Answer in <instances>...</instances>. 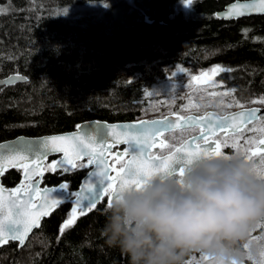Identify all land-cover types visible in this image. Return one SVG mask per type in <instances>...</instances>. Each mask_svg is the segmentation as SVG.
Returning <instances> with one entry per match:
<instances>
[{"label": "trees", "instance_id": "trees-1", "mask_svg": "<svg viewBox=\"0 0 264 264\" xmlns=\"http://www.w3.org/2000/svg\"><path fill=\"white\" fill-rule=\"evenodd\" d=\"M232 1L0 0V79L26 78L0 86V142L70 132L88 120H140L146 91L178 68L187 75L228 69L212 80L229 101L259 104L253 101L264 98V15L216 18ZM87 171L76 167L62 177L46 171L43 185L65 181L74 191ZM20 179L13 169L2 183L13 187ZM107 207L103 199L60 234L72 212L62 204L23 247H0V264H128L103 239Z\"/></svg>", "mask_w": 264, "mask_h": 264}, {"label": "clouds", "instance_id": "clouds-1", "mask_svg": "<svg viewBox=\"0 0 264 264\" xmlns=\"http://www.w3.org/2000/svg\"><path fill=\"white\" fill-rule=\"evenodd\" d=\"M261 218L264 180L253 164L209 156L193 158L183 175H153L119 191L101 231L128 264H182L191 252L217 264H245L238 244Z\"/></svg>", "mask_w": 264, "mask_h": 264}, {"label": "snow or ice", "instance_id": "snow-or-ice-1", "mask_svg": "<svg viewBox=\"0 0 264 264\" xmlns=\"http://www.w3.org/2000/svg\"><path fill=\"white\" fill-rule=\"evenodd\" d=\"M186 3L190 6L191 0H186ZM3 11V9H0V12ZM245 11L264 13V0H254L253 3L249 4L233 3L226 8L223 18L239 17L244 15ZM227 70L216 66L210 70V73H205L204 75H215ZM12 79L9 78L3 83H11ZM15 79H20V77L16 76ZM193 79H196V77H193ZM253 103L264 104V98H258ZM258 111V109H254L240 112L232 116L231 120L234 124L238 117L246 118L250 121L256 116ZM226 119L228 118L217 119L215 123L223 127ZM187 121H195V118H186L185 124H187ZM211 121V115L203 119L204 124H208ZM158 124L166 125V127H152ZM174 126H176L175 122L170 123L167 118L164 120L140 121L137 124L123 126L94 124L86 128L85 131L78 132L72 136H51L34 142L0 144V173L4 172L6 166L17 167L18 164L24 161L42 162L50 153L55 152H63L64 158L55 161L52 165L46 167L45 170L55 171L56 168H63L65 165H71L72 168L95 165V170L88 173V180L81 186L79 191L69 192L67 183H62L59 188L52 189L29 187L27 189V199L21 201L20 197L16 195L20 191L19 189L14 193H10L7 200L3 196V189H0V244L16 241L19 246L23 247L32 229L40 227L41 217L49 215L52 209L64 203L65 199L75 197L74 204L76 207L72 209L67 220L62 223L59 229L60 234H63L66 229L71 228L76 223L78 209L80 215H85V209L87 211L94 209L97 201L104 196L108 197V206H110L114 196L119 191L133 185L139 188L147 178L153 175H172L176 174L177 171H179L180 175H183L185 166L190 165L193 158L209 156L230 158L221 153L220 146L217 144L215 147L197 145L195 149L191 145L177 148L175 152L158 163L151 159H146L144 153L149 142L155 136H158L160 132L169 131ZM120 127L124 130L122 132L116 131ZM137 127L140 128V131H131V129ZM259 131L264 134V126ZM119 137H123V140H119ZM109 138H111V141ZM199 139H203L207 143L206 137L201 136ZM110 142L126 143L130 148L135 147L137 149L136 153L132 154V159L121 167L120 174L117 176L118 184L113 182V177L109 175L108 169L105 167L103 151L104 146ZM259 143L264 144V138L260 139ZM84 156H88L86 165L74 163V160L82 159ZM248 159L249 157H245V160L248 161ZM176 165L180 166L179 169L176 168ZM31 171L33 169H26V175ZM40 174L42 175V172ZM92 177H95L96 180L93 181ZM258 178L264 180V174H260ZM96 185H99L98 192ZM53 193L58 195H53ZM60 193H63V195H60ZM34 196L39 197V201L36 204H33ZM85 201L88 203L85 204ZM262 256H264V253H262ZM205 259H208V257L205 256Z\"/></svg>", "mask_w": 264, "mask_h": 264}, {"label": "water", "instance_id": "water-1", "mask_svg": "<svg viewBox=\"0 0 264 264\" xmlns=\"http://www.w3.org/2000/svg\"><path fill=\"white\" fill-rule=\"evenodd\" d=\"M253 2H254V0H235V1H232L228 4H226L225 7L221 11H218L215 14V16H216V18L224 20V21H231V20H238V19H242V18H246V17H250V16L264 15V13L245 11V14L242 16H239V17H232V18H227V19L223 18L224 14H225V10L229 5H231L233 3L249 4V3H253ZM16 76H19L20 79H15ZM194 77H196V79H193V82L197 85H201V84L205 83V81H207V79H208V76H205L204 73L199 74V75H195ZM9 78H13L11 83L4 84L3 82L5 80H8ZM25 80H26V78L24 76L12 74V75H9L5 78L0 79V85L8 86V85H13L15 83L24 82ZM254 109H258L259 111L256 113V116L254 118H252L250 121L247 120L246 118H239L238 117L237 121L234 124L233 121L231 120L232 116H235L240 112H247V111L254 110ZM209 115H211L212 121L209 122L208 124H204L203 119ZM263 115H264V105L244 107V108H240V109H237L235 111L226 113L224 115H220L214 111H206L201 117H199L197 115H193V114H189L186 116H181V115H177V114H168V115L161 117V118L140 119L137 121H125V122H106V121H102V120H88V121H84V122L78 124L76 126V128L70 132L48 134V135H42V136H36V137L17 136L15 138L2 141V142H0V144H11L12 142H16L17 144H20L21 142H34V141H40L44 138L51 137V136H72L78 132L85 131L86 128H88L94 124L123 126V125L137 124L140 121L164 120L167 118L170 123L175 122L176 126H174L169 131L160 132V134L158 136H155L154 139L149 142V145L146 147L145 153H144V157L146 159H151L154 162L158 163L163 158H165V157L169 156L170 154H172L173 152H175V149H177V148L187 147L188 145H191V147L193 149H195L197 145H200L201 147H215V145L219 144L218 141L215 139V137L217 135H219L221 133H224L225 135L237 134L241 130H243L247 125L259 120V118ZM188 117H194L195 121H187V124H185V120ZM181 118H184V119H181ZM223 118H228V119L224 120V126L223 127L220 124L215 123V121L217 119H223ZM145 127H147V125H145ZM152 127H154V128H165L166 125L158 124V125H154ZM191 127H198L201 131L200 134L186 139L185 141L180 143L177 147H175L174 149H172L168 153H165L163 155H157V154L153 153L157 148H159L165 144V140L163 139L164 134L169 133V132L176 130V129H186V128H191ZM123 130L124 129L122 127L116 129V131H118V132H122ZM131 131H140V128L137 127L135 129H131ZM201 136L206 137L207 143H205V140L199 139V137H201ZM109 139L111 141V138H109ZM118 139L123 140V137H119ZM136 151H137V149L135 147L130 148V146L128 144L122 143V142L121 143L110 142L109 144H106L104 146L103 156H104V160H105V167L108 169L109 175L113 177V182H115L117 184L119 183V181L117 180V176H118V174H120L121 167L123 166L124 163H126L132 159V154H135ZM253 152L257 153V154L264 153V144L259 143V145L253 150ZM117 154H119V155H117ZM63 158H64L63 152H55V153H50L47 156V158L42 162L24 161L23 163L18 164L17 167H7L6 166L4 172L0 173V189H3V196H4L5 200L8 199L10 193H14L17 189H19L20 191L17 192L16 195H18L20 197L21 201H23L24 199H27V196H28L27 189L29 187H36L39 189H43V188L52 189V188H59V186L62 183H66L65 181H62L61 183H59L56 186L43 185V177L46 173V170H45L46 164L48 162H51V165H52L55 161L62 160ZM112 159H115L116 161L124 160V163L118 167L115 162H112ZM84 161L88 162V156H84L82 159L74 160V163L77 164V163L84 162ZM179 167H180L179 165H176L177 169H179ZM29 168L33 169V171L28 172L26 175V169H29ZM87 168H88V171L85 174V176L82 178L79 187L72 192L80 190L81 186L85 184L86 180H88V173L90 171L95 170V165H88ZM13 169L21 170L20 182H18L13 187H6L2 183V177L8 171L13 170ZM65 169H67V170H65ZM74 169L75 168H72L71 165H65L63 168H60V167L56 168V170L51 171V173L59 172V175L62 177L65 175H69ZM41 172H42V175L40 174ZM176 174H180L179 171H177ZM92 180L95 181L96 178L92 177ZM96 190H97V192L99 191V185H96ZM68 191H69V189H68ZM53 195H58V194L53 193ZM60 195H63V193H60ZM103 199L107 200V204L109 203L108 197L104 196L101 200L97 201L96 206L100 202H102ZM74 200H75V197H72L71 199H65L64 203L69 202L71 205V210H72L74 207H76V205L74 204ZM38 201H39V197L34 196L33 197V204H36ZM64 203H62V204H64ZM84 203L87 204L88 202L85 201ZM61 205H59V206H61ZM59 206L53 208L52 211L50 212V214L55 209H57ZM85 211H86V214L89 212V211H87V209H85ZM49 215L41 217L40 224L43 221V219L47 218ZM77 215H80L79 209L77 210ZM80 216H84V215H80ZM38 228L32 229V231L28 234L25 243L27 242V240L31 236V234L35 230H37ZM10 242H14V243L18 244V242H16V241H10ZM8 243L0 244V247H3ZM18 247L21 248V246H19V245H18ZM198 264H217V262L208 257V259H204L202 262H200Z\"/></svg>", "mask_w": 264, "mask_h": 264}, {"label": "rangeland", "instance_id": "rangeland-1", "mask_svg": "<svg viewBox=\"0 0 264 264\" xmlns=\"http://www.w3.org/2000/svg\"><path fill=\"white\" fill-rule=\"evenodd\" d=\"M199 74L187 75L184 69L178 68L168 78L154 84L145 93L147 108L143 111L141 119L161 118L168 114L201 115L205 111H214L224 115L244 107L262 106V104L234 106L229 101V92L222 89L221 84L212 80L213 75L208 77L207 82L201 85L195 84L193 77ZM262 126H264V115L237 134L228 136L220 134L216 137L224 156H239L243 159L249 157L248 161L253 164L258 176L264 174V153L253 155V150L259 145L260 139L264 138V134L259 131ZM198 132V129L191 128L175 130L166 134L163 136L165 144L153 153L157 155L168 153L182 141L198 134ZM112 162H115L118 167L123 163L122 160L116 161L115 159H112ZM84 163L86 164L85 161ZM50 165L51 162H48L45 168ZM250 250L251 254L249 255ZM242 252L245 253V260H250L253 264H264V256H262L264 253V218L257 220L251 228ZM204 259L203 254L194 252L184 264H198Z\"/></svg>", "mask_w": 264, "mask_h": 264}, {"label": "flooded vegetation", "instance_id": "flooded-vegetation-1", "mask_svg": "<svg viewBox=\"0 0 264 264\" xmlns=\"http://www.w3.org/2000/svg\"><path fill=\"white\" fill-rule=\"evenodd\" d=\"M205 112H206V111H205ZM205 112H204V113H205ZM204 113H203V114H204ZM203 114H201V115H197V116L201 117ZM165 116H166V115H165ZM191 128H196V129H198V131H199L198 134H200L201 131H200V129H199L198 127H191ZM191 128H186V129H191ZM176 130H183V129H176ZM173 131H175V130H173ZM173 131H171V132H173ZM171 132H169V133H171ZM169 133H166V134H169ZM166 134H164V135H166ZM198 134H196V135H198ZM221 134H224V133H221ZM164 135H163V136H164ZM196 135H193V136H191V137H194V136H196ZM219 135H220V134H219ZM224 135H225V134H224ZM217 136H218V135H217ZM217 136H216V137H217ZM227 136H228V135H227ZM216 137H215V139H216ZM189 138H190V137H189ZM163 139H164V138H163ZM187 139H188V138H187ZM185 140H186V139H185ZM185 140H184V141H185ZM182 142H183V141H182ZM182 142H181V143H182ZM218 143H219V142H218ZM219 146H220V144H219ZM176 147H177V146H176ZM220 151H221V148H220ZM162 155H163V154H162ZM175 175H177V174H175ZM100 203H101V202H100Z\"/></svg>", "mask_w": 264, "mask_h": 264}]
</instances>
